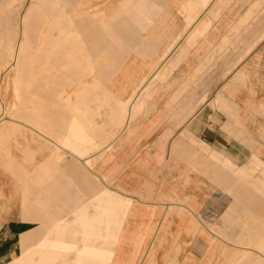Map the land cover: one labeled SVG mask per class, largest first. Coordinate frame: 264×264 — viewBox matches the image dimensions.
Wrapping results in <instances>:
<instances>
[{
    "label": "crops",
    "instance_id": "crops-1",
    "mask_svg": "<svg viewBox=\"0 0 264 264\" xmlns=\"http://www.w3.org/2000/svg\"><path fill=\"white\" fill-rule=\"evenodd\" d=\"M186 1L100 0L85 31L61 0H35L19 21L24 0H0V72L13 69L16 99L13 117H0L1 264H264V8L256 0L241 16L235 0H195L208 17L188 21L194 42L191 28L170 77L146 84L175 33L156 25L181 33ZM190 70L195 81L216 70L219 84L192 86ZM63 151L79 164L62 172ZM176 200L215 219L197 228ZM24 223L38 225L12 257ZM182 232L189 254L174 242ZM89 247L112 256L80 257Z\"/></svg>",
    "mask_w": 264,
    "mask_h": 264
},
{
    "label": "rangeland",
    "instance_id": "rangeland-1",
    "mask_svg": "<svg viewBox=\"0 0 264 264\" xmlns=\"http://www.w3.org/2000/svg\"><path fill=\"white\" fill-rule=\"evenodd\" d=\"M99 1L100 0H61L62 5L65 8V10L68 13V15H70L73 19H76L79 22L81 30H85V31L88 30V27H89V25L91 23L90 17H92V16L99 17L100 16ZM140 1H144L145 2L146 0H140ZM208 1L209 0H206V2H208ZM255 1L256 0H235L234 4H232L231 6L234 5V7L232 9H233V11H236L237 13H239L238 15L244 16L245 10L249 7V5H251ZM34 2H35V0H24L23 6H22V8L19 11V15H18V18H17L18 21H19V18L25 13L26 9ZM186 2L187 3L185 4V7L180 9V13L183 15L181 20L184 19V22H185V23H183V22L181 23V33L179 31L180 29H179L178 25H172V24L166 23L163 19L156 25V31H159V32L167 34V35H168L169 32H171V31L174 32L175 31V33L172 35L171 40L170 41L166 40L168 46H167V49L162 53V55L160 57V60H159L160 61L159 64H161L164 60H166L167 56L169 55V53L174 48H175V50L173 51L174 52L173 56H171L168 59V63L165 66V68L162 67L160 69V66L158 64V65H156L157 67L152 72L149 73V75H145L143 81H146V84H150L151 85L152 83H155V81H157V80H162L161 82H163L164 80H166L167 78L170 77V76H168L169 72H167L168 65L171 63L172 67L174 66V60L177 57V55L179 54L180 45L183 44V42L185 40V37L190 32L191 28H193V31L190 32L189 35H188V39H187L188 44L190 45L191 43H193L194 40H195V37L197 36V33L195 31V24L188 23V21H190L192 19L194 20V18H195V21H197V20L200 21V20L206 19V17H208V10L207 11L201 10V7L197 9L196 4H195V0H187ZM18 6H19L18 1H14L11 4L10 8L12 10H14V11H18L19 10ZM260 6H262L264 8V0H260ZM126 10L127 9L123 8L124 13H125ZM30 11L31 10L29 9V11H28L26 16L31 17V12ZM202 13H204V14L201 16ZM136 15L139 16L138 19H144V21H146V24H144L143 22H137L135 24L136 27H138V29L140 31H143L146 28V26H147V24L149 22L148 18H146V16H147L146 9H143V8L140 7L139 9H137V14ZM0 21H1V18H0ZM24 25L26 26V22L25 21H24ZM19 29L20 30L22 29L21 25H18V30ZM108 31H110V30H108ZM19 40H22L21 33H20V35L18 34L17 42ZM156 42L157 43H163V40H158ZM15 56L16 55H13V62H14V57ZM217 64L214 66V68H217ZM216 70L208 71L206 74H204L202 80H199V81H195L193 79L194 78L193 71L190 70L187 73V80L189 81L190 84H192V86L195 85L196 83H198V84L200 83V84L206 85L209 88L208 90L212 91L219 84V74L220 73L217 72ZM178 72H179V70L177 71V75H178ZM113 74L114 73H109V79L112 77ZM14 75L15 74H14L13 69H10L8 71H3L2 70L0 72V106H1V108L3 110V114L0 117L6 118V119L13 117L12 116L13 115V106L16 103L15 95H14V92H13V83H12ZM154 85H156V84H154ZM154 85H153V87L155 88ZM75 89H76V87H74V86H72L71 88L68 87V88H66V92L67 93H72V91H75ZM138 94L139 93H137V92L134 93V95H138ZM134 95H131V93H129V96H134ZM26 132L28 133V135H30V134L34 135L30 131H26ZM34 136H36V135H34ZM59 154H60V157L62 159V162H60V165L58 167V169L60 168L59 169L60 171L63 172L64 170L68 169V167H66L64 169V167L62 166V164L66 163L67 161H70V163L72 165L75 164V166H77L79 164L74 159H72V157L70 155H68V153H66L65 151L59 152ZM93 154L94 153H92L90 155H93ZM31 169H32V164H31V166L30 165L28 166V171H30ZM84 171H85V173H87V176L89 178H91L93 182H95V184H99L100 185V181L93 177V175L91 174L92 173L91 171H89V172H87L86 170H84ZM66 180L67 179L64 178L62 183L66 182ZM103 184H104V186H107V188L109 190L116 191L111 185H108V184H105V183H103ZM44 185H46V184H44ZM173 203H174L173 206H177L179 208V209H177L179 212L183 213V212H185V209H186V210H188L187 212L193 213L190 210V208L187 207L188 205H186V203H184L183 201L176 200V201H173ZM216 210H217V208L215 206L214 211H216ZM170 215H171L170 211L168 210L167 216L170 217ZM193 215H195V214L193 213ZM205 217H203V215L202 216L195 215L193 217L187 215L188 220H189V218H190V220H193L195 222L197 228L200 227V223L202 222V220H204V219L207 220L208 218L215 219V215L212 214V212L209 215H205ZM172 218H173V221H174V218H176V219L179 218V214H177V215L173 214ZM192 218H194V219H192ZM25 224L26 223L23 224V227H25ZM37 225L38 224L29 223L28 227L24 228L25 230L22 228V230L13 231L12 242H11V247H12L11 256L12 257L21 248L19 246V239L21 237H23L25 235V233L28 232L27 229H31V228H34V227L37 228ZM192 238L193 237H191L188 234V232L187 233L186 232H182V233H179V236L175 239L174 242H175V244H177V248L179 249V251L182 254H189L190 247H188V244H191V243L194 242V241H192ZM198 240H199V238H198ZM198 240L196 242H198ZM171 243H172V239H171L170 235H167V236H165L163 238V247L165 249V251H164L165 253H166V251L169 252V251L173 250V247L171 246ZM40 246H41L42 249L46 248V247H50L52 249H59V248L61 249L63 245H61V244L53 245L48 240H44L41 243ZM79 255H80V257H85V258L90 259V260H93V259H96V258H98V259L99 258H104L105 259L106 256L110 259V257L112 256V253L110 251H108L107 253L106 252H102L101 253L99 249H96L94 247H89V248H86L84 250H81L79 252ZM164 255L166 256V254H164ZM149 264H156V261H155L154 257H151V262Z\"/></svg>",
    "mask_w": 264,
    "mask_h": 264
},
{
    "label": "bare ground",
    "instance_id": "bare-ground-1",
    "mask_svg": "<svg viewBox=\"0 0 264 264\" xmlns=\"http://www.w3.org/2000/svg\"><path fill=\"white\" fill-rule=\"evenodd\" d=\"M26 20H27V17H26Z\"/></svg>",
    "mask_w": 264,
    "mask_h": 264
}]
</instances>
